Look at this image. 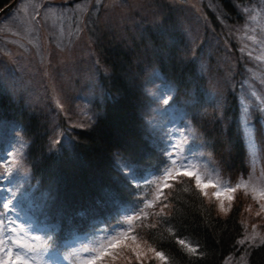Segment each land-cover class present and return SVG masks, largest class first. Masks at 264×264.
I'll list each match as a JSON object with an SVG mask.
<instances>
[{
	"label": "rangeland",
	"instance_id": "374dc122",
	"mask_svg": "<svg viewBox=\"0 0 264 264\" xmlns=\"http://www.w3.org/2000/svg\"><path fill=\"white\" fill-rule=\"evenodd\" d=\"M56 2L63 5L57 6ZM165 4H171L170 8L164 9ZM237 15L241 25L236 34L240 38L233 34L236 43L233 44L217 29L213 31L199 0H17L0 18V92L11 102L7 111L18 118L13 123L15 135L11 143L6 149L0 148V157L10 160L12 157L8 154L11 153L16 161L9 165L13 168L12 174L5 176V160H0V199H13L15 208L9 215L15 223L28 227V221L20 212L28 205L47 202L51 196L48 190L38 188L36 177L31 175L27 149L38 156V143L47 152L69 148L76 139V131L89 126L101 114L104 98L101 80L113 72L129 86L140 88L138 97L144 102L140 105V115L142 111L141 123L146 137L155 141L158 148L160 145L167 160L157 166V171L151 170V174L144 170L143 177L136 179L133 173L144 166L118 159L122 171L133 176L132 180L138 182L144 192L139 210L144 223H137L133 230L134 220L126 218L134 215H123L122 229L105 231L103 237L98 238L101 243L90 247L106 246L105 238L117 233H126L127 237H120L118 247L110 249L113 256L103 257L100 264H144L150 260L162 263L148 250L162 252L146 236L155 219L148 222V213H154V217L168 214L169 197L177 186L187 183L189 178L196 183L194 177L181 174L186 169H181L180 165L186 161L193 165L187 170L201 175L202 187L208 193L205 196L200 189L204 201L218 215H227L238 204L242 228L238 239L253 231L264 236V211L260 209V204L264 203L261 196L264 192V0L240 3ZM70 17L75 20L70 22ZM159 50L162 56L158 55ZM167 51L176 54L182 62L193 61L190 63L198 72L205 70L201 77L208 102L203 100L197 107L194 124L182 112L181 96L174 93L168 81L160 79V67L173 65L169 60L172 55L164 56ZM240 60L250 73L240 78L245 89V93H241L248 98L242 97L244 104L239 103L235 134L228 139L223 133L234 122L231 108L227 109L224 103L229 100ZM169 96L172 99L165 105L163 100ZM193 99L197 100L195 95ZM245 106L249 109V128L243 123ZM254 108L263 111V116L258 118L256 112H250ZM26 116L34 118V128L31 124L27 129L31 135L24 139L16 128L26 123ZM7 128L11 127L0 126V141L10 140ZM236 137L242 141L240 158L234 148ZM166 170H171L167 176ZM208 179L226 187H235L243 181L245 186L237 189L233 201L224 195L217 199L212 196L216 189L207 186ZM221 201L225 208L232 205L227 214L219 211ZM26 237L38 236L28 230L18 239L34 247L43 245L42 239ZM259 243L257 237L255 245ZM250 246L253 245L236 243L223 264L226 261L242 264L240 257L245 256ZM57 248L55 246V250ZM133 248L141 253L139 261ZM77 256H80L77 264H85L88 255ZM36 259L35 264H54L39 256Z\"/></svg>",
	"mask_w": 264,
	"mask_h": 264
},
{
	"label": "trees",
	"instance_id": "16d2710c",
	"mask_svg": "<svg viewBox=\"0 0 264 264\" xmlns=\"http://www.w3.org/2000/svg\"><path fill=\"white\" fill-rule=\"evenodd\" d=\"M6 1L0 0V4ZM245 1H202L208 15L206 19L210 21L213 31L217 29L219 34L223 33L233 44H236L233 34L239 37L236 33L241 25L237 15L239 4L236 3L242 4ZM55 5L63 4L56 2ZM170 6L171 4H165L162 7L169 9ZM68 20L71 22L75 19L70 17ZM87 32L91 35L89 29ZM48 33L50 34L49 29ZM157 52L159 56H162V50ZM169 55H172L169 60L174 66L171 65L165 69L160 67L161 76L186 87L192 83L202 84L201 75L194 67L195 65L191 64L194 63L193 61L182 62L176 54L168 51L164 56ZM161 60L162 57L159 58V61ZM237 67L234 91L239 90L237 85H241L240 78L249 73L248 68L240 62H237ZM200 72L203 74L205 70L201 69ZM101 83L104 89V98L100 105L101 109L99 108L101 114L96 116L89 126L80 127L76 131V139L73 143L71 142L69 148L47 152L42 144L38 143L36 144L38 156L33 150L26 151L31 158V175L36 177L37 185L43 189H51V192L53 190L51 186L55 188V202L52 198L50 204L41 207L40 214L48 220L55 221L58 226L65 224L69 226L62 216L70 213L76 202L89 204V200L98 194L109 193L113 190L111 181L120 187L124 186L123 181L117 178L123 179V177L113 168L115 166L113 160L117 154L140 163L153 164L151 163L153 156L152 158L150 156L152 148L145 139L140 125L138 107L140 88L135 89L129 86L124 79L121 80L113 72L102 78ZM10 103L8 97L0 92V126H10L11 128L7 130L12 135L10 140L4 139L2 141L4 143L6 140L11 143V138L15 135L13 123L18 120L15 114L7 111ZM236 110L237 106L231 107L230 113L233 115V120L237 116ZM24 120H27L26 123L20 124L16 130L25 139L26 135L27 137L31 135L27 129L31 124L32 129L34 128V118L26 116ZM233 127V124H230L227 128L228 132L225 131L223 134L229 133L232 137ZM236 141L235 145H238L241 152V142ZM0 147H5V144L0 143ZM184 184L180 183L172 193L173 195L169 197L171 209L168 214H159L154 217V213H148V222L151 223V220L155 219L147 229L146 236L165 254L166 260L161 264H223L224 258L234 250L236 240L242 234L238 204L227 215H218L203 201L197 187L188 182ZM185 236L191 238L197 245L196 255L191 254L188 248L178 242ZM65 252L69 253L66 249ZM144 264L156 263L150 260ZM246 264H264V244L249 247Z\"/></svg>",
	"mask_w": 264,
	"mask_h": 264
},
{
	"label": "snow or ice",
	"instance_id": "6c2138e0",
	"mask_svg": "<svg viewBox=\"0 0 264 264\" xmlns=\"http://www.w3.org/2000/svg\"><path fill=\"white\" fill-rule=\"evenodd\" d=\"M254 95V94H253ZM172 97L169 96L168 98L163 100V103L165 105L169 104ZM248 115H249V109L247 106L244 107V113H243V123L245 128L250 127V123L248 121ZM53 143H59V141H53ZM173 149L176 148V145H172ZM169 155H172L170 153ZM9 157H12L10 160H5V157H0V160H5L4 167L6 169L5 173L3 175H10L13 172V168L9 165L15 164V158L13 157V154L9 153ZM173 163H176V161H173ZM181 169H186L181 174L182 176H188V177H194L196 181L197 188H200L203 192V195L207 196V191H204V188L202 187V178L201 175L198 172L187 170L192 169L193 165L190 161H186L185 163L180 165ZM171 170L165 171V176H167L170 173ZM206 171V170H205ZM166 187L169 185H165ZM216 189L212 193V196L216 197L217 199H220L222 195L226 196V198L229 201L234 200V193L237 191V189L244 187V182L240 181L238 182L235 187H226L223 184H221L219 181L216 183H213L211 179H208V185ZM15 195L14 193L12 194ZM261 196H264V192L261 193ZM232 205L229 204L228 208H225L223 202L219 204V211L222 214H227L228 211L231 209ZM15 205L13 203V199H0V253L3 255H0V264H30L31 261L35 259L36 256H40L42 259L48 260L51 259L55 254V246L53 243H51V237L48 238V242L40 247H34L32 244H23L20 242L18 237L23 236L26 231H28V228L21 227L20 225L16 224L15 221L10 217V213L14 210ZM260 209L264 211V203L260 204ZM163 211V210H162ZM256 215H260L259 212L256 213ZM139 218V217H137ZM18 219V217H17ZM128 221L132 220V217L126 218ZM253 229L256 228V225H252ZM120 237H127L126 233H117L115 236H108L105 239L108 241L107 245H100L97 247H84L83 252L88 254V258L86 259L85 264H95V261L98 259H102L106 256H113V251H110V249H115L119 245V238ZM259 237L260 244H264V236H261L258 232L253 231L251 235L245 234L243 238L238 239L236 241L239 245H246L251 244L255 246L256 244V238ZM29 240L33 239H39L38 237H26ZM133 240H135V237H132ZM182 246H185L188 248V251L196 255L197 254V248L192 247L190 245H187L184 240L178 241ZM12 245H15L13 248ZM149 251H153L156 258L160 259L162 262L166 260L165 255L160 251H155L154 249L149 248ZM132 251L136 254V259L140 260V252H137L135 248L132 249ZM93 253H97L96 255H93ZM246 255L247 252H245V256L240 257V261L242 264H246ZM3 256H8L9 259L7 261L4 260ZM115 258V257H113ZM226 264L228 262L226 261Z\"/></svg>",
	"mask_w": 264,
	"mask_h": 264
},
{
	"label": "water",
	"instance_id": "95a60500",
	"mask_svg": "<svg viewBox=\"0 0 264 264\" xmlns=\"http://www.w3.org/2000/svg\"><path fill=\"white\" fill-rule=\"evenodd\" d=\"M13 2H14V0H11L10 2L6 3L4 6H2L0 8V12L4 11L5 9H7Z\"/></svg>",
	"mask_w": 264,
	"mask_h": 264
}]
</instances>
